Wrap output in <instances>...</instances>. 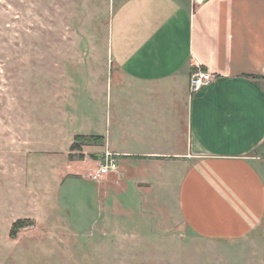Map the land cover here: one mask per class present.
Returning <instances> with one entry per match:
<instances>
[{"label":"rangeland","instance_id":"1","mask_svg":"<svg viewBox=\"0 0 264 264\" xmlns=\"http://www.w3.org/2000/svg\"><path fill=\"white\" fill-rule=\"evenodd\" d=\"M121 1L0 0V264H249L188 231L176 187L105 200L104 157L71 151L107 130Z\"/></svg>","mask_w":264,"mask_h":264},{"label":"crops","instance_id":"2","mask_svg":"<svg viewBox=\"0 0 264 264\" xmlns=\"http://www.w3.org/2000/svg\"><path fill=\"white\" fill-rule=\"evenodd\" d=\"M109 53L107 130L77 134L117 155L105 200L174 186L193 236L264 264V0H122ZM197 67L213 79L192 93Z\"/></svg>","mask_w":264,"mask_h":264},{"label":"built area","instance_id":"3","mask_svg":"<svg viewBox=\"0 0 264 264\" xmlns=\"http://www.w3.org/2000/svg\"><path fill=\"white\" fill-rule=\"evenodd\" d=\"M213 79L210 72L204 71L197 67L190 77V89L192 93L200 91L204 86L208 85ZM119 171V161L116 154L107 152L101 162H99L96 172L92 179L101 180L103 177L117 173Z\"/></svg>","mask_w":264,"mask_h":264},{"label":"trees","instance_id":"4","mask_svg":"<svg viewBox=\"0 0 264 264\" xmlns=\"http://www.w3.org/2000/svg\"><path fill=\"white\" fill-rule=\"evenodd\" d=\"M98 137H86V136H82V135H78L75 137V144L72 145L71 151H79L80 154V158L82 159L84 156L82 154V146L84 145H88L91 142H94L95 140L97 141ZM24 221L20 220L18 222H16L13 226V230H12V235L13 237L15 236L16 232L19 231L20 229H22L24 227Z\"/></svg>","mask_w":264,"mask_h":264}]
</instances>
